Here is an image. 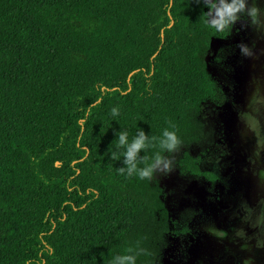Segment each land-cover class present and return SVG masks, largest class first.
Segmentation results:
<instances>
[{"label":"trees","instance_id":"obj_1","mask_svg":"<svg viewBox=\"0 0 264 264\" xmlns=\"http://www.w3.org/2000/svg\"><path fill=\"white\" fill-rule=\"evenodd\" d=\"M204 12L195 0H0V264H110L137 247V264H163L164 187L118 173L109 152L120 129L205 137L219 36ZM200 162L184 151L180 172L214 180Z\"/></svg>","mask_w":264,"mask_h":264},{"label":"rangeland","instance_id":"obj_2","mask_svg":"<svg viewBox=\"0 0 264 264\" xmlns=\"http://www.w3.org/2000/svg\"><path fill=\"white\" fill-rule=\"evenodd\" d=\"M238 43L248 44L253 54L242 56ZM207 61L217 95L223 100L210 98L203 103L205 137L180 144L170 154V170L155 173L164 187L174 229L163 264H242L248 257L251 264H264V247L255 246L256 229L240 219L241 201L255 206L258 197L264 196V184L256 174L264 168V150L258 159L253 156L257 136L238 119V111L246 110L253 81L264 87V34L248 26L246 20H238L226 36L213 40ZM184 151L200 155L201 169L213 172L216 178L181 173L178 161ZM208 226L224 230L226 235L217 237L206 230ZM239 227L251 238L236 237L234 230ZM245 243L248 246L241 248Z\"/></svg>","mask_w":264,"mask_h":264},{"label":"clouds","instance_id":"obj_3","mask_svg":"<svg viewBox=\"0 0 264 264\" xmlns=\"http://www.w3.org/2000/svg\"><path fill=\"white\" fill-rule=\"evenodd\" d=\"M195 2L207 7V12H204L207 26L217 36H226L238 20H246L248 26L264 34V0H195ZM237 47L242 56L247 57L253 54L248 44L238 43ZM213 98L217 102L223 100L222 95H217L216 90ZM245 107L246 110L238 111V119L246 129L256 134L257 143L253 156L258 159L261 150H264V135L261 134V121L264 120V87L258 80L253 81V88ZM109 112L112 117L119 115L117 106H113ZM115 140L114 151L109 153L110 159L121 160L122 166L117 167V172L126 177L135 175L147 181L152 179L156 172L167 173L170 170L172 163L170 154L178 149L182 141L177 135L175 124L172 123L162 128L159 136L146 134L140 127L131 136L127 130L120 129L115 133ZM153 146H158L161 151L154 153L149 163H144L145 157L140 153L146 152ZM163 153L169 155H163ZM256 174L258 182L264 184V168L258 169ZM240 208L243 213L240 217L241 221L247 223L250 228L256 229L253 233L255 246L264 247V196L258 197L255 206L241 201ZM206 230L220 238L226 235L224 230L216 229L214 226H208ZM234 235L244 240L251 238L247 236L243 227L236 228ZM247 246L246 243L241 244V248ZM143 253L144 249L140 247L128 249L126 252L115 254L110 264H137V258ZM242 264H251V258H244Z\"/></svg>","mask_w":264,"mask_h":264}]
</instances>
